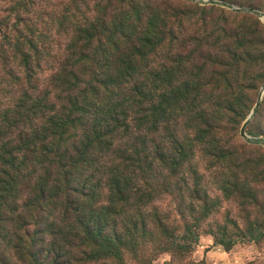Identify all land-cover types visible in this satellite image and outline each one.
Segmentation results:
<instances>
[{"label": "trees", "instance_id": "1", "mask_svg": "<svg viewBox=\"0 0 264 264\" xmlns=\"http://www.w3.org/2000/svg\"><path fill=\"white\" fill-rule=\"evenodd\" d=\"M0 1V264H180L212 190L263 206L264 224V149L229 138L264 79L259 17L187 0Z\"/></svg>", "mask_w": 264, "mask_h": 264}, {"label": "rangeland", "instance_id": "2", "mask_svg": "<svg viewBox=\"0 0 264 264\" xmlns=\"http://www.w3.org/2000/svg\"><path fill=\"white\" fill-rule=\"evenodd\" d=\"M222 1V0H220ZM246 3L249 0H239ZM264 1V0H263ZM225 2V1H224ZM228 3V2H226ZM237 5L234 3H229ZM205 5V4H202ZM208 5V4H207ZM240 7H248L246 5H237ZM220 7V6H219ZM224 8V7H222ZM225 10H228L224 8ZM11 11L8 4L0 1V16L7 14ZM248 14V13H241ZM260 22H264L259 18ZM247 25H251L250 20H246ZM257 30V39L264 44V32L259 26L255 27ZM55 50V49H54ZM55 58V56H51ZM264 79L258 86L250 104L244 109L240 121L234 128V133L230 134L232 144L237 148L247 144L241 138V129L244 122L252 113L259 91L261 89ZM243 110H240V112ZM248 136L252 138L264 139V99L261 108L256 114L255 118L251 121L248 129ZM264 149V146H261ZM258 158V156H257ZM209 176V174H205ZM212 181V175L210 180ZM212 187V186H211ZM212 189V188H211ZM211 194L212 205L210 206V213L204 223V227L200 231L199 241L194 246V250L190 253L186 260L180 261V264H264V224L262 222L263 206H245L238 205L232 201H226L223 197L212 190ZM261 198L264 199V187L260 189ZM218 195L219 201H215V196ZM217 200V199H216ZM263 204V203H262ZM254 230V231H253ZM253 231V232H252ZM224 237L226 242L236 243L229 249L216 243V238ZM256 237V238H255ZM255 238V240H252ZM176 259L169 253H162L158 255L153 264H177Z\"/></svg>", "mask_w": 264, "mask_h": 264}, {"label": "water", "instance_id": "3", "mask_svg": "<svg viewBox=\"0 0 264 264\" xmlns=\"http://www.w3.org/2000/svg\"><path fill=\"white\" fill-rule=\"evenodd\" d=\"M187 1L197 3L200 5H202V4L217 5V6L224 7L228 10H232V11L239 12V13L253 14V15L259 17L264 22V11H261V10L255 9V8L240 7V6L229 4V3H226V2L220 1V0H187ZM263 99H264V83L261 86L256 105H255L252 113L248 117V119L244 122L242 129H241V133H240L241 138L247 144H250V145L264 146V139L252 138V137L248 136V134H247V129H248L251 121L255 118L256 114L258 113L259 109L261 108L262 103H263Z\"/></svg>", "mask_w": 264, "mask_h": 264}]
</instances>
